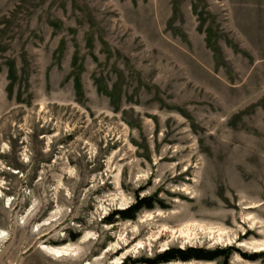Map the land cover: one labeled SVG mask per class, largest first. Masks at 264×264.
Instances as JSON below:
<instances>
[{"label":"rangeland","instance_id":"374dc122","mask_svg":"<svg viewBox=\"0 0 264 264\" xmlns=\"http://www.w3.org/2000/svg\"><path fill=\"white\" fill-rule=\"evenodd\" d=\"M189 248L264 264V0H0V264Z\"/></svg>","mask_w":264,"mask_h":264},{"label":"trees","instance_id":"16d2710c","mask_svg":"<svg viewBox=\"0 0 264 264\" xmlns=\"http://www.w3.org/2000/svg\"><path fill=\"white\" fill-rule=\"evenodd\" d=\"M154 201L152 197H146L140 199L138 197L136 205L124 210L118 211L111 214L106 222H113L115 217L121 218H129L134 219L137 213H139L142 209H153L154 208ZM231 253V249L227 250H216L213 252L206 251L204 249H197V248H189V249H170L164 252L161 255L156 256L154 259H126L122 264H166L173 261H183L188 262L191 260H208L214 261L218 258H225L229 257ZM227 264V263H226Z\"/></svg>","mask_w":264,"mask_h":264},{"label":"bare ground","instance_id":"6f19581e","mask_svg":"<svg viewBox=\"0 0 264 264\" xmlns=\"http://www.w3.org/2000/svg\"><path fill=\"white\" fill-rule=\"evenodd\" d=\"M193 227V226H192ZM197 226H195V228H196ZM185 230H186V233L183 231V230H180V231H178V232H176V233H173V235H180V236H182V235H186L187 237H190L191 238V236L193 235L192 234V230H191V228H190V225H188L186 228H185ZM218 237H219V240H222V235L220 234V235H218ZM141 247H143V243H138V245H137V247H136V249L137 248H141ZM47 251H49V252H51V253H53V254H56V255H60V254H62L63 252H64V250L62 251V250H59V249H50V248H45Z\"/></svg>","mask_w":264,"mask_h":264}]
</instances>
